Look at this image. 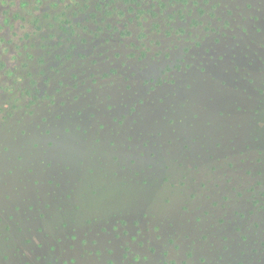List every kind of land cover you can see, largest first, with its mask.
Segmentation results:
<instances>
[{
    "label": "rangeland",
    "instance_id": "374dc122",
    "mask_svg": "<svg viewBox=\"0 0 264 264\" xmlns=\"http://www.w3.org/2000/svg\"><path fill=\"white\" fill-rule=\"evenodd\" d=\"M0 264H264V0H0Z\"/></svg>",
    "mask_w": 264,
    "mask_h": 264
}]
</instances>
